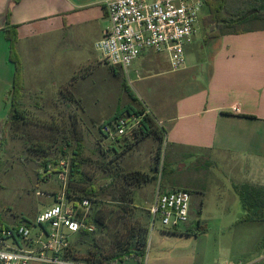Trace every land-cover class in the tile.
<instances>
[{"label": "rangeland", "instance_id": "obj_1", "mask_svg": "<svg viewBox=\"0 0 264 264\" xmlns=\"http://www.w3.org/2000/svg\"><path fill=\"white\" fill-rule=\"evenodd\" d=\"M207 14V8L203 6L199 11L193 46H204L201 21ZM242 28L259 29L263 25L250 22ZM68 51L75 56L82 53L85 56L77 69L69 68V79L71 70L82 75L73 82L72 90L75 98L80 99L84 114L80 115V111L70 105L67 107L68 117L57 118V124L52 125L51 129L47 125L28 124L4 132V142L0 145V221L8 226L31 223L37 214L53 204V197L60 189L57 178L60 162H71L76 139L81 136L85 149L82 170L84 180L78 187H72L74 195H81L85 187L95 182L99 185L104 183L101 182L102 178L108 176L102 166L104 163H107L106 169L113 170L115 174L139 171L157 174L158 178L131 187L125 185L120 176L114 185L99 194L98 202L92 204L91 209L93 214L100 210L104 220L101 226H95L92 235L73 241L72 253L78 262H85L88 252L94 255L112 252L117 243L123 241L134 228L148 229L143 264H152L154 261L156 264L262 262L264 249L258 248V244L264 224H237L244 216V211L234 185L240 182L244 184V181H239L232 171L236 160L234 155H174L162 141L153 136L137 142L133 132L113 140L100 135V127L104 122L118 108L120 110L128 104L137 110L144 109L154 117L144 106L149 96L144 86L151 90L156 84H166L167 81L151 79L147 85L141 83L134 86L130 79L134 78V70L139 72L137 63L129 69L130 74L122 72L120 77L115 78L109 73L110 66L94 50V44H82L81 49H78L76 42L69 39ZM158 56L163 60L168 58L167 53ZM76 62L80 63L79 60ZM122 80L127 82L136 102L128 98L121 86ZM52 113L55 114V111ZM69 114L73 117L69 118ZM66 144L69 147H65V153L61 154L59 149ZM38 147H42L46 154L40 153ZM115 151L119 154L116 155ZM46 160L49 161L48 172L42 166ZM158 188L162 191L184 189L191 193L189 222L176 229L175 233L166 232L158 223L153 229L149 226L148 211ZM127 189H131L132 204L125 205L121 201Z\"/></svg>", "mask_w": 264, "mask_h": 264}, {"label": "crops", "instance_id": "obj_2", "mask_svg": "<svg viewBox=\"0 0 264 264\" xmlns=\"http://www.w3.org/2000/svg\"><path fill=\"white\" fill-rule=\"evenodd\" d=\"M106 1L0 0V135L10 108L14 77L3 30L16 27L22 67V90L17 100L25 118L11 129L28 124L51 129L57 118L68 117L70 105L84 114V107L72 90L73 82L82 75L71 70L69 79V68L77 69L85 56L69 53L68 40L81 49L82 44L93 46L103 37L110 26ZM193 37L185 46V65L181 70L173 72L168 58L163 60L158 54L145 52L132 64L131 67L137 63L139 72L134 70V78L129 75V79L134 86L147 85L151 79L167 81L151 90L144 86L149 95L144 106L155 123L161 124L156 125L163 131L164 146L174 155H234L232 171L237 179L264 186V30L225 33L207 42L203 40L204 46L199 47L193 46ZM108 70L115 78L123 72L119 68ZM123 81L128 86L122 80V88ZM129 106L133 107L128 104L118 108L105 122ZM242 183L234 185V191ZM78 238L79 235L75 240ZM114 264L143 261L128 257Z\"/></svg>", "mask_w": 264, "mask_h": 264}, {"label": "built area", "instance_id": "obj_3", "mask_svg": "<svg viewBox=\"0 0 264 264\" xmlns=\"http://www.w3.org/2000/svg\"><path fill=\"white\" fill-rule=\"evenodd\" d=\"M203 6L202 0H107L110 26L94 43V50L108 66L126 73L145 52L167 53L171 70L179 71ZM141 119L123 117L103 130L111 140L121 138L138 129ZM68 170L62 160L57 172L60 189L53 204L30 224L5 227L0 223V264H87L75 259L72 246L76 236L96 230L92 203L67 197ZM190 211L189 191L158 188L148 211L149 226L153 229L158 223L165 230H176L189 222Z\"/></svg>", "mask_w": 264, "mask_h": 264}, {"label": "trees", "instance_id": "obj_4", "mask_svg": "<svg viewBox=\"0 0 264 264\" xmlns=\"http://www.w3.org/2000/svg\"><path fill=\"white\" fill-rule=\"evenodd\" d=\"M203 5L207 8L208 14L201 21V25L203 28V40L207 42L210 39H214L222 36L225 33L238 35L243 32H248L250 30H245L242 27L245 24L250 22H260L263 25L264 30V0H202ZM5 39L9 45V62H11L14 66V77H13V86L9 92V101L10 108L8 111L7 119L3 124V128L0 135V145L4 142L2 135L7 129H11L13 126L18 124L21 120H23L24 114L20 111L17 95L22 90V67L18 56L17 51V31L16 27H6L4 30ZM112 70L114 67H110ZM123 88L131 98L132 102H136V98L133 93L130 91L128 86L123 81ZM126 114V115H124ZM129 116H142L141 125L138 129L133 131L136 136L137 142H140L148 137H154L159 141L163 142L164 134L161 129H159L153 120V118L148 115L144 109L137 110L134 107H127L125 111H120L109 121L105 122L100 127V135L106 139H109L107 134L104 133V127L111 126L113 127L114 122L116 120L129 117ZM131 143H129L130 145ZM69 147V144L60 148L59 151L61 154H64V148ZM38 151L40 153H45L46 151L42 147H38ZM84 142L81 136L76 139L75 148L72 152L71 162L64 160L68 163V183L66 194L70 199L81 200L87 199L92 204H96L98 202L97 198L99 194L105 189L114 185V182L122 177V181L125 185L135 187L137 185L147 184L152 181H155L158 178V175H149L139 171H132L128 173L115 174L111 169H106V164L104 163L102 166L104 172L108 175L102 178L101 182L103 184L99 185L98 182L88 185L82 191L81 195H74L72 192V187H78V185L84 180L83 166H84ZM116 152V151H115ZM107 154V153H106ZM105 154V155H106ZM119 152H116V155ZM49 161L46 160L42 163V166L47 172ZM54 164H56L54 162ZM109 166V165H108ZM164 167H162V172ZM125 191L124 199L121 201L123 204L128 205L132 204V195L131 189H127ZM235 192L238 196V199L241 203V207L244 211V216L238 221L237 224L241 223H263L264 224V186H253L244 184L240 187L235 188ZM191 194V193H190ZM102 220L104 217L100 210H97L95 214H93V222L95 226H101ZM92 221V220H91ZM0 223L3 226H7L5 223ZM30 224L29 222H26ZM199 224V221H197ZM166 232L175 233L176 230H165ZM147 235L148 229L140 228V229H131L129 234L124 238L123 241H119L117 243L116 248L105 255L101 253H97L98 255H94L91 252L87 254V262L88 264H114L116 262H122L123 260L130 258H135L137 261H143L145 258V251L147 246ZM89 235L80 234L79 238L85 239ZM258 248L264 249V232L261 238V241L258 244ZM257 264H264V260Z\"/></svg>", "mask_w": 264, "mask_h": 264}]
</instances>
